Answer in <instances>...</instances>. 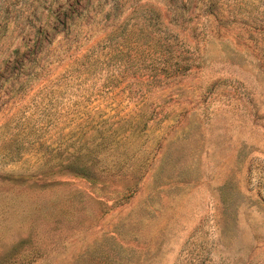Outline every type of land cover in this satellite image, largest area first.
<instances>
[{"label":"rangeland","instance_id":"1","mask_svg":"<svg viewBox=\"0 0 264 264\" xmlns=\"http://www.w3.org/2000/svg\"><path fill=\"white\" fill-rule=\"evenodd\" d=\"M0 264H264V0H0Z\"/></svg>","mask_w":264,"mask_h":264},{"label":"trees","instance_id":"2","mask_svg":"<svg viewBox=\"0 0 264 264\" xmlns=\"http://www.w3.org/2000/svg\"><path fill=\"white\" fill-rule=\"evenodd\" d=\"M159 23L160 26H163L162 21H159ZM154 26V30L151 27L150 30L146 32V34L141 36L142 34H139L141 33V27H139L138 24L133 25L131 28H128L131 36L130 39L127 40L121 36V33L126 28V24L121 23L118 27H116L117 29L115 31H112L110 34L106 35V39H108L109 43L105 46H102V51L103 49H107L104 55L103 52L100 55H94L93 52L95 47L99 46V44H97L94 47L88 49L84 55L80 57L78 56L77 58H89L90 56L91 58H101V56H104L105 58H136V60L137 58H188L186 56L187 52L184 54L176 50L178 35L174 33V30L166 27L164 30H162L157 28L156 24ZM161 34L164 35L161 36ZM118 36H121V38L118 39ZM137 64L138 62H136L134 65L136 66ZM143 64L146 65L144 60L141 61L138 67H143ZM110 90L111 89L107 87V92ZM132 119H135V117H132ZM144 124H146V120L143 122V124L142 120L138 122L139 126ZM133 188H135V186H133Z\"/></svg>","mask_w":264,"mask_h":264}]
</instances>
